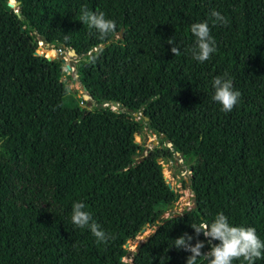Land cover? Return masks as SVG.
<instances>
[{
  "label": "trees",
  "instance_id": "trees-1",
  "mask_svg": "<svg viewBox=\"0 0 264 264\" xmlns=\"http://www.w3.org/2000/svg\"><path fill=\"white\" fill-rule=\"evenodd\" d=\"M14 1L0 0V264H186L191 253L172 240L203 241L191 226L218 213L264 241V0ZM83 7L117 31L101 39L80 22ZM213 10L227 24L214 23ZM204 21L216 52L200 63L190 26ZM39 41L80 58L90 109L65 102L59 65L35 54ZM224 73L241 93L231 112L212 99ZM141 125L157 144L139 160ZM173 154L187 165L192 207L163 219L174 195L158 159ZM76 201L114 238L97 244L74 226ZM145 225L153 232L122 261ZM210 243L203 253L219 241Z\"/></svg>",
  "mask_w": 264,
  "mask_h": 264
},
{
  "label": "clouds",
  "instance_id": "clouds-1",
  "mask_svg": "<svg viewBox=\"0 0 264 264\" xmlns=\"http://www.w3.org/2000/svg\"><path fill=\"white\" fill-rule=\"evenodd\" d=\"M210 18L214 23L227 24V20L218 11H211ZM80 22L86 24L90 29H95L101 39L107 38L117 31L116 22L106 18L104 12L89 11L86 7L81 9ZM190 32L195 37L194 46L189 50L192 58L200 63L208 61L216 52L215 40L211 36L208 21L194 23L190 26ZM172 45L171 53L175 57L180 55V49L175 45L174 40L167 42ZM214 90L213 101L220 105L224 112H231L240 100L241 93L233 89V84L228 74L216 76L212 81ZM82 201H76L71 209V223L81 229L87 228L92 233L97 244H106L113 239L110 234L97 224L91 212ZM198 237H204L212 241H219L210 251L203 253L205 247L203 241L197 240L192 245L193 236L184 233L173 241L176 249H182L191 253L186 259V264H197V261H206V264H233L234 260H243L245 264H255L258 259L264 258V241H262L253 227L233 226L223 213H218L214 220L209 223L202 220L198 225L191 226Z\"/></svg>",
  "mask_w": 264,
  "mask_h": 264
},
{
  "label": "rangeland",
  "instance_id": "rangeland-1",
  "mask_svg": "<svg viewBox=\"0 0 264 264\" xmlns=\"http://www.w3.org/2000/svg\"><path fill=\"white\" fill-rule=\"evenodd\" d=\"M68 51L67 48L61 46L52 47L39 41L37 42L35 54L59 65V81L66 89L65 102L68 105L77 104L79 107L90 109L92 102L88 104L87 100L82 98V95H86V92L82 90L75 70V65L80 58L75 55H69ZM46 55H49V57ZM107 107L111 110H118L117 107L111 105H107ZM128 118L131 121L139 122L140 114L132 113L129 114ZM133 141L143 148L141 151L143 156L157 144V138L144 125L138 127V132L133 136ZM158 163L161 167L164 182L174 195L173 202L164 210L162 215L164 219L172 215L181 214L183 211L191 208L192 193L188 186L187 165L181 161L178 154H173L170 158L158 159ZM154 228L155 226L145 225L134 238L125 242L124 248L128 251V254L122 261L130 262L131 254L153 232Z\"/></svg>",
  "mask_w": 264,
  "mask_h": 264
},
{
  "label": "water",
  "instance_id": "water-1",
  "mask_svg": "<svg viewBox=\"0 0 264 264\" xmlns=\"http://www.w3.org/2000/svg\"><path fill=\"white\" fill-rule=\"evenodd\" d=\"M7 6H8L9 8H11V9H16V8L18 7V2H15L14 0H12V2H10L9 0H7ZM14 12H16V10H15ZM119 36H120V33H118L116 37L118 38ZM61 47H63V46H61ZM68 50H69V51H68V54H69V55H75V53H74V51H73L72 49H68ZM82 90L85 92L84 87H82ZM82 98L85 99V100H87V103H88V104L91 103L90 97H89L87 94H86V95H82ZM106 105H107L106 103L103 104V106H106ZM110 105L113 106V107H118V105H117L115 102H111ZM140 116H141V115H140ZM144 120H145V119H144ZM167 146L170 147V144L168 143ZM143 157H144V156H143V153L141 152V153H140L139 160H141ZM178 215H179V214H176V216H178ZM158 220H159V219H157V221H158ZM205 238H206V237L203 236V242H205ZM206 239H207V238H206ZM206 243H208L209 246H212L211 243H210V240L207 239V242H206Z\"/></svg>",
  "mask_w": 264,
  "mask_h": 264
},
{
  "label": "bare ground",
  "instance_id": "bare-ground-1",
  "mask_svg": "<svg viewBox=\"0 0 264 264\" xmlns=\"http://www.w3.org/2000/svg\"><path fill=\"white\" fill-rule=\"evenodd\" d=\"M47 56V55H46ZM47 57H49V56H47Z\"/></svg>",
  "mask_w": 264,
  "mask_h": 264
}]
</instances>
